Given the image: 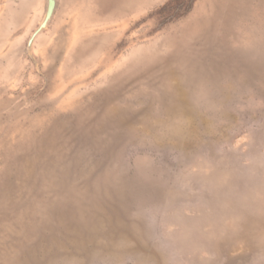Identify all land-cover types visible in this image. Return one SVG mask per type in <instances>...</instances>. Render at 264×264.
I'll return each mask as SVG.
<instances>
[{
	"label": "rangeland",
	"instance_id": "obj_1",
	"mask_svg": "<svg viewBox=\"0 0 264 264\" xmlns=\"http://www.w3.org/2000/svg\"><path fill=\"white\" fill-rule=\"evenodd\" d=\"M47 6L0 0V264H264V0Z\"/></svg>",
	"mask_w": 264,
	"mask_h": 264
},
{
	"label": "water",
	"instance_id": "obj_2",
	"mask_svg": "<svg viewBox=\"0 0 264 264\" xmlns=\"http://www.w3.org/2000/svg\"><path fill=\"white\" fill-rule=\"evenodd\" d=\"M55 7H56V0H48L47 12L41 26H44L49 21V19L51 18L54 12Z\"/></svg>",
	"mask_w": 264,
	"mask_h": 264
},
{
	"label": "bare ground",
	"instance_id": "obj_3",
	"mask_svg": "<svg viewBox=\"0 0 264 264\" xmlns=\"http://www.w3.org/2000/svg\"><path fill=\"white\" fill-rule=\"evenodd\" d=\"M54 14V13H53ZM52 18V17H51Z\"/></svg>",
	"mask_w": 264,
	"mask_h": 264
}]
</instances>
